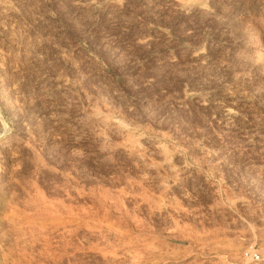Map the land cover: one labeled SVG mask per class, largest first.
<instances>
[{
  "label": "rangeland",
  "instance_id": "rangeland-1",
  "mask_svg": "<svg viewBox=\"0 0 264 264\" xmlns=\"http://www.w3.org/2000/svg\"><path fill=\"white\" fill-rule=\"evenodd\" d=\"M0 115V264H264V0H0Z\"/></svg>",
  "mask_w": 264,
  "mask_h": 264
},
{
  "label": "built area",
  "instance_id": "built-area-1",
  "mask_svg": "<svg viewBox=\"0 0 264 264\" xmlns=\"http://www.w3.org/2000/svg\"><path fill=\"white\" fill-rule=\"evenodd\" d=\"M251 258L252 259H259L260 258V255L258 253H255L254 252V253L251 254Z\"/></svg>",
  "mask_w": 264,
  "mask_h": 264
},
{
  "label": "bare ground",
  "instance_id": "bare-ground-1",
  "mask_svg": "<svg viewBox=\"0 0 264 264\" xmlns=\"http://www.w3.org/2000/svg\"><path fill=\"white\" fill-rule=\"evenodd\" d=\"M1 116V115H0Z\"/></svg>",
  "mask_w": 264,
  "mask_h": 264
}]
</instances>
